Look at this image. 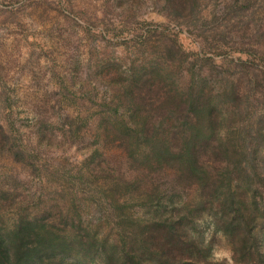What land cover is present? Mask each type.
Segmentation results:
<instances>
[{
	"label": "rangeland",
	"instance_id": "rangeland-1",
	"mask_svg": "<svg viewBox=\"0 0 264 264\" xmlns=\"http://www.w3.org/2000/svg\"><path fill=\"white\" fill-rule=\"evenodd\" d=\"M190 1L0 0V248L12 256L13 246L25 243L30 255L23 261L24 249L10 264H116L118 255L123 264L122 247L112 246L120 228L144 221V210L122 209L118 220L103 182L85 180V165L96 149L94 130L108 115L104 106L134 68L162 62L167 35L198 54L199 62L192 68L189 58L185 67L218 94L239 82L256 114L243 124L261 131L264 0ZM242 62L246 69L237 66ZM240 126L227 117L221 133ZM192 235L209 242L211 263L235 264L228 239L207 215ZM144 264H152L147 254Z\"/></svg>",
	"mask_w": 264,
	"mask_h": 264
},
{
	"label": "trees",
	"instance_id": "trees-1",
	"mask_svg": "<svg viewBox=\"0 0 264 264\" xmlns=\"http://www.w3.org/2000/svg\"><path fill=\"white\" fill-rule=\"evenodd\" d=\"M165 40L162 62L131 69L93 133L96 149L85 165V180L103 182L118 220L122 209L144 210L141 224L120 228L112 250L122 247L123 264H144L146 254L152 264H227L211 263L209 242L192 235L205 214L212 229L228 239L235 264H264V201H257L264 192V126L252 133L251 124H243L256 114L238 81L218 94L191 69L198 54L186 53L176 34ZM257 100L264 106L262 94ZM227 117L242 126L222 134ZM78 134L70 135L78 139ZM23 155V149L14 151L16 161ZM24 245L13 246L12 256L0 248L2 264H10L11 257L17 261L24 249L29 255ZM120 257H114L116 264Z\"/></svg>",
	"mask_w": 264,
	"mask_h": 264
}]
</instances>
